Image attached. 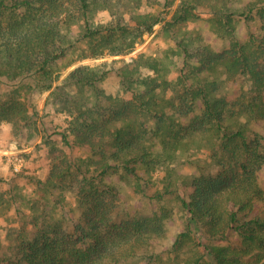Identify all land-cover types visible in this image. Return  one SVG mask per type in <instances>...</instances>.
Masks as SVG:
<instances>
[{"label": "trees", "instance_id": "16d2710c", "mask_svg": "<svg viewBox=\"0 0 264 264\" xmlns=\"http://www.w3.org/2000/svg\"><path fill=\"white\" fill-rule=\"evenodd\" d=\"M155 2L0 0V125H35L44 93L68 118L36 189H0L16 221L0 264H264V0L141 9ZM156 24L173 47L113 67L126 95L99 85L112 67L76 64L126 53ZM128 186L148 209L127 204Z\"/></svg>", "mask_w": 264, "mask_h": 264}, {"label": "rangeland", "instance_id": "374dc122", "mask_svg": "<svg viewBox=\"0 0 264 264\" xmlns=\"http://www.w3.org/2000/svg\"><path fill=\"white\" fill-rule=\"evenodd\" d=\"M156 1L157 2L153 4L144 3L141 9L152 11L162 10L163 7L161 3L164 0ZM109 17V13L103 10L96 14L95 21L104 23ZM159 27L160 24H156L153 26L152 31H146L143 33L140 40H138L134 47L126 53L117 55L105 54V56L99 58H86L78 61L76 64L88 63L102 65L104 63V67H112L111 72L104 80L99 82V85L108 93L126 95L121 89L119 76L115 73L113 67L119 65L122 59L130 61L140 52L156 56L164 49L173 47L172 41L159 33ZM177 74V70L172 71L170 78L174 80ZM244 83L246 89L250 88L251 80H249L248 76L244 77ZM46 96L47 93H44L37 102L38 114L35 120L36 124L32 127H26L19 131H15L10 123L4 122L0 125V149L11 147L10 149L17 152L23 161L22 170L16 172L0 151V178H2L0 189H6L9 181L15 179L21 187V192L25 195H29V193L36 189L35 179H43L49 170V145L46 141H52L56 147L66 148L62 146L60 134L57 132L63 130L67 124L68 118L65 114L56 112L52 106L46 103ZM200 156L205 157L206 151H201ZM155 175V177L159 178L162 175V169H158ZM158 178H156L157 181H159ZM150 192L151 190L148 189L147 193ZM125 194L126 202L129 205L143 209H148V206H150V204H148L147 196L136 194L133 191L132 186L125 188ZM162 203L171 206L176 214L179 215V204L175 199L167 197ZM73 204L74 199L69 195L68 204L65 205V208ZM25 207L23 208L25 209ZM11 212L12 211L7 212L5 216L0 215V237L2 239L5 236L6 227L10 224H16V221L14 220L15 216L12 215ZM177 227L178 224H172L173 231H175ZM4 244L7 243L5 242Z\"/></svg>", "mask_w": 264, "mask_h": 264}, {"label": "built area", "instance_id": "2783aa9c", "mask_svg": "<svg viewBox=\"0 0 264 264\" xmlns=\"http://www.w3.org/2000/svg\"><path fill=\"white\" fill-rule=\"evenodd\" d=\"M7 161L10 162V164L12 165L13 169L16 172H19L20 170H22L23 168V161L22 158L19 157L17 152H14L13 150H10L7 153L3 154Z\"/></svg>", "mask_w": 264, "mask_h": 264}, {"label": "crops", "instance_id": "0c3cea01", "mask_svg": "<svg viewBox=\"0 0 264 264\" xmlns=\"http://www.w3.org/2000/svg\"><path fill=\"white\" fill-rule=\"evenodd\" d=\"M11 147H9V148H2V149H0V151H1V153H7L8 151H10V150H12V149H10Z\"/></svg>", "mask_w": 264, "mask_h": 264}]
</instances>
